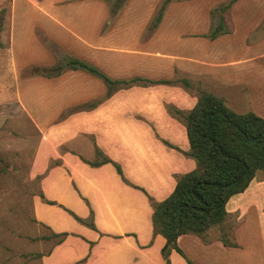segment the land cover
I'll list each match as a JSON object with an SVG mask.
<instances>
[{
  "label": "crops",
  "instance_id": "crops-1",
  "mask_svg": "<svg viewBox=\"0 0 264 264\" xmlns=\"http://www.w3.org/2000/svg\"><path fill=\"white\" fill-rule=\"evenodd\" d=\"M88 1L94 2L83 3ZM227 1L171 2L147 35L155 0L146 13L133 4L113 11L97 0L72 6L81 9L74 10L76 17L63 0H39L33 4L41 17L21 24L16 12L25 6L13 0L7 29L17 101L41 135L36 165L46 200L37 199L36 212L47 231L68 234L46 251L41 264H168L167 240L154 231L151 198L166 200L178 179L197 166L189 155L185 123L171 108L190 112L204 91L238 113L264 118V0H237L225 14L230 32L210 39L211 12ZM41 37L67 60L87 62L112 80L172 83L119 86L108 97L103 80L83 70L21 77L24 67L57 65ZM34 39L38 42L30 50L27 44ZM16 47L21 55L32 53L22 64ZM87 103L95 107L81 109ZM105 157L112 162L91 164ZM53 160L60 164L50 167ZM226 209L221 227L203 237L180 236L177 245L184 256L172 249L170 264H264V179L255 178ZM71 212L93 221L95 228ZM225 230L235 247L220 239Z\"/></svg>",
  "mask_w": 264,
  "mask_h": 264
},
{
  "label": "trees",
  "instance_id": "trees-1",
  "mask_svg": "<svg viewBox=\"0 0 264 264\" xmlns=\"http://www.w3.org/2000/svg\"><path fill=\"white\" fill-rule=\"evenodd\" d=\"M173 1L179 0H164L158 12L157 23L151 26L153 29L162 20L167 5ZM236 1L230 0L217 8V11L221 12L217 22L214 20L215 12H211L210 39L230 32L225 14ZM120 8L121 6L118 7ZM3 21L0 16V34L4 26ZM0 48H3L1 41ZM66 70H83L100 78L108 87V97L113 95L119 86L172 83L141 78L131 81L112 80L99 68L77 58H70L63 66L60 64L51 69L37 68L33 75L52 77ZM182 82L186 86L189 85L186 80ZM94 107L95 104L87 103L81 109ZM171 112L185 123L191 146L189 155L196 161L197 166L192 172L178 179L176 189L166 200L158 203L151 198L154 231L167 240L163 256L168 264L172 249L184 256L177 245L180 236L193 234L203 237L210 229L221 227L227 219L226 206L229 200L245 192L259 173H264V118L254 112L238 113L223 99L204 91L199 92L198 103L190 112L173 108ZM96 152L97 156H103L100 150L97 149ZM109 162L112 161L105 157L102 161L97 160L91 164L98 166ZM116 167L118 173L127 181L121 167ZM84 223L95 228L92 222ZM220 239L227 246H236L225 233L221 234ZM189 263L192 264L190 261Z\"/></svg>",
  "mask_w": 264,
  "mask_h": 264
},
{
  "label": "rangeland",
  "instance_id": "rangeland-1",
  "mask_svg": "<svg viewBox=\"0 0 264 264\" xmlns=\"http://www.w3.org/2000/svg\"><path fill=\"white\" fill-rule=\"evenodd\" d=\"M36 1L39 0H31L30 2L18 0L17 5H20V7L25 6V9L18 7L16 12L17 24L25 21L33 23L34 20H38V16L41 17L36 7H34ZM63 1L64 5L66 4L65 10L76 13V15L72 14L75 17L79 13L74 10L81 9H72V6L98 4L97 0L86 3H83V1L87 0ZM100 1L114 11H117L119 6L133 4L141 10L139 13H146L148 9L153 7L154 0ZM229 1L221 3L212 10V13L215 12L214 17L218 18L221 15L217 8ZM163 2L164 0H155V14L147 28V35H151L153 29L151 26L157 23L158 12ZM12 6L13 0H0V16L4 19L3 30L0 34V41L3 43V48H0V264H41V257L46 251H49L55 243L61 242L68 234L47 231L43 228L45 225L39 221L36 212L37 199L46 200L41 187L43 176L39 173V166L36 165V162H40L38 149L41 135L37 126L17 101L16 77L13 76V61L9 48L10 37L7 29L12 21ZM188 11L186 10L185 13L187 14ZM197 13V10L192 11V14L196 16H198ZM233 26L235 25L233 24ZM39 36L41 35L39 34ZM33 41L31 44H27L31 47L30 50L38 42L37 39ZM39 41L50 47L52 52L56 54L58 58L57 65L61 64L63 66L65 64L68 57L65 53L61 54L56 46L42 37ZM23 46L26 47V44ZM18 48L16 47V57L20 58L19 62L22 64V60H28L32 53L27 52L21 55ZM19 66L21 67V65ZM37 68L41 67H24L21 69L20 75L21 77L33 75ZM62 151H65V149H62ZM59 164V160H53L50 167ZM258 178L264 179V173H259ZM48 203L50 202L48 201ZM72 215L77 216L74 213ZM75 219L82 224H86L84 222L93 223L91 220L80 218L82 220L80 221L76 217ZM223 232L225 234L229 233L228 230ZM54 234L59 235V237Z\"/></svg>",
  "mask_w": 264,
  "mask_h": 264
}]
</instances>
